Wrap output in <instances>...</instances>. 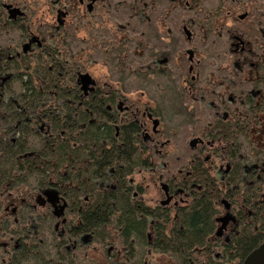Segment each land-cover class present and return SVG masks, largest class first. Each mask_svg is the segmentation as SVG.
<instances>
[{"label": "trees", "instance_id": "obj_1", "mask_svg": "<svg viewBox=\"0 0 264 264\" xmlns=\"http://www.w3.org/2000/svg\"><path fill=\"white\" fill-rule=\"evenodd\" d=\"M24 1L28 26L4 27L0 10L2 71L11 72L0 74V264H243L264 241V97L249 99L235 121L198 127L214 148L192 162L193 149L174 167L165 156L176 132L166 121L188 116L200 94L182 87L181 73L133 67L136 47L120 32H107L90 65L80 0L58 31L57 0ZM33 34L47 37L42 48L10 53ZM85 72L96 81L88 90ZM147 106L162 118L153 142L144 138ZM181 167L190 170L179 176L184 202L160 203L161 177ZM47 190L66 202L64 216ZM227 205L236 221L217 236Z\"/></svg>", "mask_w": 264, "mask_h": 264}, {"label": "flooded vegetation", "instance_id": "obj_2", "mask_svg": "<svg viewBox=\"0 0 264 264\" xmlns=\"http://www.w3.org/2000/svg\"><path fill=\"white\" fill-rule=\"evenodd\" d=\"M80 5L86 22L90 65L99 58L97 47L107 32L110 36L116 31L128 35L136 47V61L149 63V75L181 73L179 82L182 87L189 88V92H198L200 96L194 95L193 98L204 108L212 109V120H209L212 123L235 121L238 109H251V103L264 97V0H80ZM76 7L75 0H69L68 4L67 0H57L53 29L67 28L75 20ZM14 8L20 10V14L12 16ZM0 10L5 19L4 27H11L12 21L18 20L23 26L29 25V10L24 0H0ZM34 35L38 37L36 40H33ZM46 40L42 34L28 35L21 44L11 46L10 53L12 49L18 56L35 53ZM26 43H30V47L23 52ZM11 58L8 55L7 61L11 62ZM3 60L2 54L0 74L11 73L2 71ZM205 65L206 72L202 70ZM202 73L214 74L204 83ZM141 115L144 138L153 142L161 132L162 118L149 106L141 111ZM153 118L160 121L156 129L153 128ZM196 133L202 141L192 148L200 151L192 162L201 159L200 154L208 156L205 149L214 148L215 144L206 133ZM222 168L225 174L228 167ZM185 172L188 174L190 170L181 167L171 173L170 180L161 177V181L168 184L167 191L172 198L166 201L168 194L161 182L160 203L177 207L184 202L186 193L179 176ZM39 201L45 203L40 197ZM60 229L63 230V226H58L62 234Z\"/></svg>", "mask_w": 264, "mask_h": 264}, {"label": "rangeland", "instance_id": "obj_3", "mask_svg": "<svg viewBox=\"0 0 264 264\" xmlns=\"http://www.w3.org/2000/svg\"><path fill=\"white\" fill-rule=\"evenodd\" d=\"M129 59H131L134 67L136 64V55L133 54V57ZM143 63L144 62L141 64ZM202 70L206 72L208 70L207 65H205ZM212 74L214 73H202V77L206 78L207 75L211 76ZM190 106L188 116L184 114V111H182L175 117L174 120L169 119V121H166V125L173 126L176 132L174 136L175 144L167 148L168 155L165 156L169 160V164L174 167H179L181 163H184L187 159H189V157L193 154V151L190 149L188 141L192 137L196 136L198 127L204 126L210 122V119L212 120L213 115L210 107L204 108L200 102L196 100L192 102ZM191 114L192 118L190 117ZM159 148L162 149L163 147L160 146Z\"/></svg>", "mask_w": 264, "mask_h": 264}, {"label": "water", "instance_id": "obj_4", "mask_svg": "<svg viewBox=\"0 0 264 264\" xmlns=\"http://www.w3.org/2000/svg\"><path fill=\"white\" fill-rule=\"evenodd\" d=\"M17 14H20V10L14 8L12 10V16H16ZM38 37H34L33 40L37 39ZM30 47V43H26L23 45V52H27V50ZM5 79L4 77H1ZM80 83L82 85V88L84 90L91 89L92 86L95 85L96 81L95 79L90 75V73L85 72L80 75ZM153 128L156 129L159 124L158 118H153ZM199 141H202L200 137H192L188 141V145L190 148H194ZM227 173V172H226ZM225 173V174H226ZM162 186L165 188L167 194H168V184L162 182ZM44 196L47 198V201L50 202L55 207V214L58 217H61L64 214V210L66 207V202L63 201V199L59 196V193L55 190H47L44 192ZM44 196L40 195V199L45 202L46 200L43 198ZM172 198L170 194H168V198L166 201H169ZM229 208V205L226 206ZM218 221L220 222V226L217 229L216 235L222 236L224 231L227 229L230 222H235V216L232 214L231 211H227L224 215L220 216L218 218ZM243 264H264V241L255 249H253L244 259Z\"/></svg>", "mask_w": 264, "mask_h": 264}]
</instances>
